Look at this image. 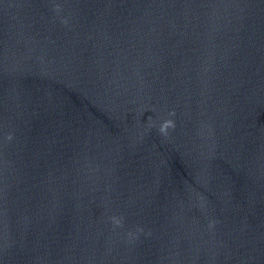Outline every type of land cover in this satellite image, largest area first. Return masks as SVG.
<instances>
[{"label":"clouds","instance_id":"1","mask_svg":"<svg viewBox=\"0 0 264 264\" xmlns=\"http://www.w3.org/2000/svg\"><path fill=\"white\" fill-rule=\"evenodd\" d=\"M173 126H174V125H173V122H172L171 120L165 121V122L162 124V126H161V128H160V131H161L162 133H166L167 129H168L169 127H173ZM9 139H11V137H9ZM115 223H116L117 225H119V224H120V221H119V220H116Z\"/></svg>","mask_w":264,"mask_h":264}]
</instances>
